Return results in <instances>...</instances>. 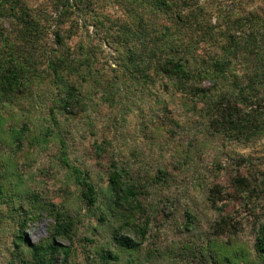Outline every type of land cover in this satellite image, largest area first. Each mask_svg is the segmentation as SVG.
<instances>
[{
    "label": "rangeland",
    "instance_id": "1",
    "mask_svg": "<svg viewBox=\"0 0 264 264\" xmlns=\"http://www.w3.org/2000/svg\"><path fill=\"white\" fill-rule=\"evenodd\" d=\"M254 30L253 51L232 57L219 78L227 93L255 79L246 93L263 114L243 133L222 127L218 112L151 61L169 38L176 57L190 47V65L202 69L226 47L248 48ZM114 166L135 185L140 210L116 200ZM72 167L93 183L94 203ZM57 213L66 229L54 242L70 264H264V0L0 7V264H38L28 245L51 239ZM109 252L117 260L103 258ZM63 259L53 254V264Z\"/></svg>",
    "mask_w": 264,
    "mask_h": 264
},
{
    "label": "trees",
    "instance_id": "2",
    "mask_svg": "<svg viewBox=\"0 0 264 264\" xmlns=\"http://www.w3.org/2000/svg\"><path fill=\"white\" fill-rule=\"evenodd\" d=\"M9 1L10 0H0V7L4 6ZM78 1L81 3V0ZM255 30L249 34L251 40L247 46L248 48H243L244 45L241 46L239 43L226 47L224 48V54H222V56H218L208 65L204 64L202 69L190 65L192 60L196 61L195 50L188 47L182 50L181 56L176 57V53H180L177 52L179 47H176L174 41L169 40V38L157 41V46L153 52L154 58H152L151 61L154 62V66H157V68L160 69V72L163 74L166 73L169 79L174 81V84L182 85L187 93L196 95L199 101L206 102L211 110L218 112L219 119L217 121L222 127L227 128L226 130L229 129L231 131H239L243 133L242 131L251 127V125L254 122H257V119L263 114L261 109L257 110V108L252 107L257 99V95L252 94L256 91H254V88H251L252 83H255V79L251 78L249 82L244 84L247 85L246 88L240 87L234 92L227 93L225 92V88L220 86L222 82L219 81V78L221 77L224 79L225 76H227L226 73L230 69L232 57H237L243 51H246L247 54L253 51L251 50L253 47L251 43H256L257 31ZM260 49L263 51L262 47ZM261 50L258 51L259 54L263 53ZM137 53L136 50L132 55ZM162 55H166L167 58H163ZM130 60L133 59L131 58ZM55 72L57 74V69H55ZM4 77H6L7 85L12 86L17 79V70L12 67L9 68ZM203 78H212L213 86L210 88H202L201 86H198L197 82L202 81ZM73 89L74 88L70 91L72 101L75 96ZM247 89L251 90L252 93H246ZM217 92H220L221 95L217 94ZM249 104H251L250 109L245 110V106H248ZM67 166H69L68 163ZM73 169L78 183L82 185L84 198L88 203H94L96 201V193L93 183L88 178H85L79 169ZM109 180L112 191L119 204H124L129 210L141 209L135 185L123 179L121 170L117 168V166H114L110 172ZM65 229V220L61 219L59 213H57L51 239L40 244L28 245L31 248L34 261L38 264H53V254L57 251H61L62 255H64V259L60 264H70L68 262L69 251L65 249L57 250L54 242L57 235H62ZM260 233L261 235L258 238L257 249L260 254L264 255V226H262ZM18 238L20 242L26 240L22 232H20ZM115 238L122 247L128 250H133L138 246V244L129 237L116 236ZM103 258L113 261L117 260V257L110 252L104 254Z\"/></svg>",
    "mask_w": 264,
    "mask_h": 264
}]
</instances>
